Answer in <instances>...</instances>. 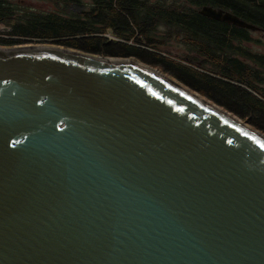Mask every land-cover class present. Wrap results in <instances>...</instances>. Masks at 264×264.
Instances as JSON below:
<instances>
[{
    "label": "water",
    "instance_id": "water-1",
    "mask_svg": "<svg viewBox=\"0 0 264 264\" xmlns=\"http://www.w3.org/2000/svg\"><path fill=\"white\" fill-rule=\"evenodd\" d=\"M155 69L0 47V264H264V135Z\"/></svg>",
    "mask_w": 264,
    "mask_h": 264
},
{
    "label": "trees",
    "instance_id": "trees-1",
    "mask_svg": "<svg viewBox=\"0 0 264 264\" xmlns=\"http://www.w3.org/2000/svg\"><path fill=\"white\" fill-rule=\"evenodd\" d=\"M37 12L0 0V47L46 43L103 58L135 59L264 134V53L251 32L199 15L202 7L233 14L264 34V0H44ZM72 8H79L78 12ZM111 33L115 39L106 35ZM175 43L184 53L164 51Z\"/></svg>",
    "mask_w": 264,
    "mask_h": 264
},
{
    "label": "rangeland",
    "instance_id": "rangeland-1",
    "mask_svg": "<svg viewBox=\"0 0 264 264\" xmlns=\"http://www.w3.org/2000/svg\"><path fill=\"white\" fill-rule=\"evenodd\" d=\"M12 2L18 4L20 3V5H23L25 7H28L34 11H37V12H54L55 8L53 7V5L48 2V1H44V0H11ZM154 1V0H152ZM75 9V10H74ZM75 11V12H78L79 11V8H72L71 11ZM8 32V29L4 26V25H0V37L1 38H7L6 37V33ZM108 35L106 36H109L111 39H115L111 36V33H107ZM251 37L254 39V40H260L261 42H264V34L263 33H259V32H255V33H251ZM29 43H26V44H22V45H16V46H13V47H5V48H14V47H24L25 45H28ZM35 45V44H34ZM49 45V44H47ZM61 47V46H60ZM248 47L252 48L253 51L255 52H259V53H264V48L262 45H256L254 43H251L248 45ZM73 50V49H71ZM164 51H168V52H171L172 55H181L182 56V53H184V51L182 50L181 47H179L177 44L175 43H171L169 44L166 48H163ZM111 59H115V58H111ZM132 60V59H131ZM135 60V59H133ZM137 62H139L140 64H142L140 61L138 60H135ZM145 65V64H144ZM156 71H158L159 73H161L158 69H155ZM162 74V73H161ZM164 75V74H163ZM166 77L170 78L171 80L177 82L178 84H180L182 87H184L185 89H187L188 91L198 95L199 97H201L203 100H206V101H209L211 102L210 100L206 99L205 97L199 95L198 93L196 92H193L192 90H190L188 87L184 86L183 84H181L178 80L174 79L173 77H170V76H167L165 75ZM211 104L215 105L216 107H219L217 106L216 104H214L213 102H211ZM220 109L226 111L225 109L219 107ZM232 114V113H231ZM233 115V114H232ZM237 118V117H236ZM238 119V118H237ZM240 120V119H239ZM248 127L252 130H255V131H258L256 130L255 128H253L252 126H250L249 124H247ZM259 132V131H258ZM260 133V132H259ZM262 134V133H261ZM264 135V134H263Z\"/></svg>",
    "mask_w": 264,
    "mask_h": 264
},
{
    "label": "built area",
    "instance_id": "built-area-1",
    "mask_svg": "<svg viewBox=\"0 0 264 264\" xmlns=\"http://www.w3.org/2000/svg\"><path fill=\"white\" fill-rule=\"evenodd\" d=\"M107 37H109V36H107ZM110 38V37H109ZM111 39V38H110Z\"/></svg>",
    "mask_w": 264,
    "mask_h": 264
}]
</instances>
